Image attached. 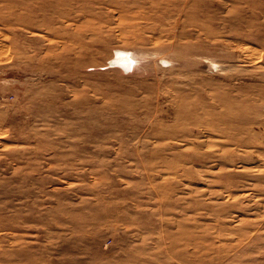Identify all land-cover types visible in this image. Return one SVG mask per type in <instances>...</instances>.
<instances>
[{
  "label": "rangeland",
  "instance_id": "1",
  "mask_svg": "<svg viewBox=\"0 0 264 264\" xmlns=\"http://www.w3.org/2000/svg\"><path fill=\"white\" fill-rule=\"evenodd\" d=\"M0 264H264V0H0Z\"/></svg>",
  "mask_w": 264,
  "mask_h": 264
},
{
  "label": "bare ground",
  "instance_id": "2",
  "mask_svg": "<svg viewBox=\"0 0 264 264\" xmlns=\"http://www.w3.org/2000/svg\"><path fill=\"white\" fill-rule=\"evenodd\" d=\"M113 59V62L121 64L125 68H129L132 63V58H130L129 51L117 48L116 53Z\"/></svg>",
  "mask_w": 264,
  "mask_h": 264
}]
</instances>
